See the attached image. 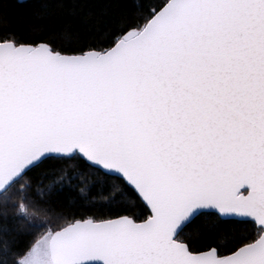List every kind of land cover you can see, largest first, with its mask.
<instances>
[{
    "label": "snow or ice",
    "instance_id": "snow-or-ice-1",
    "mask_svg": "<svg viewBox=\"0 0 264 264\" xmlns=\"http://www.w3.org/2000/svg\"><path fill=\"white\" fill-rule=\"evenodd\" d=\"M0 264H264V0L0 28Z\"/></svg>",
    "mask_w": 264,
    "mask_h": 264
},
{
    "label": "trees",
    "instance_id": "trees-1",
    "mask_svg": "<svg viewBox=\"0 0 264 264\" xmlns=\"http://www.w3.org/2000/svg\"><path fill=\"white\" fill-rule=\"evenodd\" d=\"M62 3L63 8L45 13L41 8V0H9L6 12H0V28L7 27L13 32L27 37H39L42 34L61 33L69 31L85 42L93 41L101 32L111 28L119 19L125 0H53ZM42 172L49 174L48 169ZM95 183L94 177L85 173L72 181L71 195L73 197L85 192ZM69 192L65 191L53 199L59 207L64 203ZM100 193H93V198H99ZM77 201V206H79ZM85 205L88 201L83 202ZM26 238L20 237L23 244Z\"/></svg>",
    "mask_w": 264,
    "mask_h": 264
}]
</instances>
